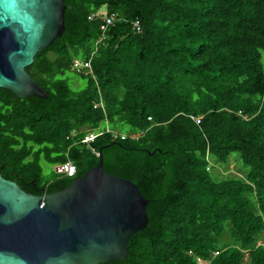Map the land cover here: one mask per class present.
I'll list each match as a JSON object with an SVG mask.
<instances>
[{
  "label": "trees",
  "instance_id": "1",
  "mask_svg": "<svg viewBox=\"0 0 264 264\" xmlns=\"http://www.w3.org/2000/svg\"><path fill=\"white\" fill-rule=\"evenodd\" d=\"M64 6L61 36L25 68L45 99L0 89V176L49 195L106 147L102 171L141 189L149 208L124 261L107 264H264V0ZM101 8L110 26L88 19ZM73 59L90 73L71 71ZM232 154L242 176L213 180ZM65 163L70 178L53 171Z\"/></svg>",
  "mask_w": 264,
  "mask_h": 264
},
{
  "label": "water",
  "instance_id": "2",
  "mask_svg": "<svg viewBox=\"0 0 264 264\" xmlns=\"http://www.w3.org/2000/svg\"><path fill=\"white\" fill-rule=\"evenodd\" d=\"M64 1L0 0V89L45 99L25 68L61 36ZM101 149L93 168L49 195L26 194L0 176V264L124 261L149 208L141 189L102 171Z\"/></svg>",
  "mask_w": 264,
  "mask_h": 264
},
{
  "label": "rangeland",
  "instance_id": "3",
  "mask_svg": "<svg viewBox=\"0 0 264 264\" xmlns=\"http://www.w3.org/2000/svg\"><path fill=\"white\" fill-rule=\"evenodd\" d=\"M99 12H104V9L101 8L99 10ZM260 63L262 65V68L264 70V58L261 56L260 57ZM65 78L67 79V84L68 87L71 90H80L83 86H84V82L83 80H81L80 78L75 77L73 74H66ZM125 131V127H121L119 130H117L116 132H124ZM228 163L225 166H219L217 168L214 167L211 172H210V177L213 180H219L221 177H239L242 176L241 171H245V169H242L241 164L239 159L236 157L235 154L230 155L229 159H228ZM42 169H43V173L47 174L48 172L51 171V168L46 167L45 165H42ZM262 241H264V235L262 236Z\"/></svg>",
  "mask_w": 264,
  "mask_h": 264
},
{
  "label": "built area",
  "instance_id": "4",
  "mask_svg": "<svg viewBox=\"0 0 264 264\" xmlns=\"http://www.w3.org/2000/svg\"><path fill=\"white\" fill-rule=\"evenodd\" d=\"M93 17H97L101 22H103V25L105 27L110 26L112 21H113V16L112 15L107 16L104 12L98 11L97 13L89 16L88 19H92ZM133 27L135 28L136 31H138L137 23H134ZM71 71H73L74 73H77V74H84V75L90 73L89 61H81L78 59H73L71 62ZM147 120H149V119H147ZM195 123H198V122L195 121ZM97 136H99V135L98 134L95 135V134L90 133V134L86 135L85 137H83L82 140L80 141V143L87 145L88 143L92 142V140L94 138H96ZM112 138L115 139V138H117V136L112 135ZM119 139L123 140V137L120 136ZM53 171L56 174H61V175H64V176L70 178L73 176L75 169L70 163H65V164L54 167Z\"/></svg>",
  "mask_w": 264,
  "mask_h": 264
}]
</instances>
